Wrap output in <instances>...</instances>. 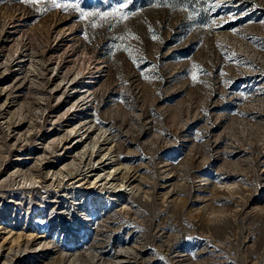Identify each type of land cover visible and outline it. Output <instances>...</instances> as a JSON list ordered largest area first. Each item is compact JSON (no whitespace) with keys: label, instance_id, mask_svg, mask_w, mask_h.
Returning a JSON list of instances; mask_svg holds the SVG:
<instances>
[{"label":"rangeland","instance_id":"obj_1","mask_svg":"<svg viewBox=\"0 0 264 264\" xmlns=\"http://www.w3.org/2000/svg\"><path fill=\"white\" fill-rule=\"evenodd\" d=\"M1 88L0 196L31 217L0 224L44 232L39 260L264 264V0H5Z\"/></svg>","mask_w":264,"mask_h":264},{"label":"bare ground","instance_id":"obj_2","mask_svg":"<svg viewBox=\"0 0 264 264\" xmlns=\"http://www.w3.org/2000/svg\"><path fill=\"white\" fill-rule=\"evenodd\" d=\"M3 91H4L3 88H1L0 89V96L3 94ZM86 91L87 90H85L83 93H81V96H83ZM7 94H9V93H7ZM84 99H85V97H84ZM1 119H3V118H0V120ZM6 122H9V121H2L1 120L0 124H5ZM7 127H8L9 132L12 129L11 132H15L13 135H18V137L20 138L21 134L17 133L18 132L17 127H14V126L10 127L9 124ZM79 131H80L79 128L69 129L67 134H64L61 138H57V140H56V138L51 140V142L48 144V149L51 148L53 150L54 149L53 144H55V142L61 143V141L64 138H67L71 134L77 135L79 133ZM99 139H100V136H98V137L96 136L94 140H90L89 145H91V146L89 149L84 151V153L85 152H87L89 154L93 153L94 149L99 147V141H100ZM79 142H80V140H79ZM100 143H101V141H100ZM89 145H85L84 148L88 147ZM76 146H78V145L75 144V146H72V148H75ZM104 149H106V148H104ZM108 155H109V153H104L102 155V157L106 156V158H107ZM43 160L44 159L40 158V156L36 159L37 162L38 161L42 162ZM74 166L75 165L73 163V160H71L70 162L65 163L61 169H58L54 172L50 171V173H48V174L50 175L51 178L54 177L57 180V182L58 181L62 182L59 178L71 176L70 170H72V168ZM113 169L114 170L112 173V177L114 176L113 174L116 173L115 168H113ZM30 171H32V170H30ZM30 171L23 172L20 169H14V171H12L9 174L8 179L14 180L15 178L26 177V176L31 177L32 180L38 179V177L33 175L32 174L33 172L31 173ZM101 172H103V170H101ZM48 174L46 173L44 175V178H41V182L39 183V185H42V183L45 182V179L48 178L47 176H49ZM102 175H103V179H101L100 181H102V180L107 181L109 176H111V173H109V172L104 173L103 172ZM6 180H5V182H6ZM68 180H70V179H68ZM108 181H110V180H108ZM1 187L2 186L0 184V188ZM14 223L15 222H13L12 224H14ZM5 229H6V231H5ZM1 233H3V235H4L2 237V241L0 243V263H2V264H83L84 263V260L80 256H77L74 254H72L71 256L70 255L65 256V254H63V253L59 254L57 259L52 260L50 262H46V260H39L38 258L40 256H42V255L47 256V253L45 252L46 245H44L42 241H37L38 239L45 238V236L43 235L44 232H42V235L38 234L37 233V227H35V226L25 227V228H23V230L20 233H16V232L14 233L12 231V228L10 229L8 226L3 227V225L0 224V234ZM0 238H1V236H0ZM67 250H68V247L62 249V252L63 251L65 252Z\"/></svg>","mask_w":264,"mask_h":264},{"label":"snow or ice","instance_id":"obj_3","mask_svg":"<svg viewBox=\"0 0 264 264\" xmlns=\"http://www.w3.org/2000/svg\"><path fill=\"white\" fill-rule=\"evenodd\" d=\"M5 0H0V3H4ZM18 2L22 3V4H26V5H38V4H43L46 2V0H18ZM51 2V0H50ZM169 2V0H168ZM203 2L206 4V5H210L211 8H215L217 7V0H203ZM161 6H164V5H161ZM207 8V7H206ZM208 9V8H207ZM124 9L123 7L121 6L119 9H118V12H123ZM118 12H112L110 15H111V19H120V20H123L124 17L121 15V16H118ZM89 19V18H88ZM111 19L110 20H104L105 22H108V23H111ZM235 17H231L229 18L228 17H220L218 14L217 15H214L212 16L211 19L207 20V23L206 24H202L201 27L204 28L205 30H215L217 27H220L221 26V21H228V22H232L234 23L235 22ZM214 21V22H213ZM82 36H84V33L82 32L81 33ZM127 38V34L121 39V40H124ZM133 38V37H132ZM123 51L126 52L130 59H132L133 61V58L135 59V57L132 55V50L129 48V47H125L123 46ZM235 55V54H233ZM194 69H195V66H194ZM200 71H203V70H200ZM206 74V73H205ZM145 79H148L147 77H145ZM191 79L193 81V83H196L198 82V79H199V76H198V73L197 71H193L192 72V75H191ZM125 101H123L122 103H124ZM121 103V102H120ZM97 124H100L102 123L101 121L97 120L96 121Z\"/></svg>","mask_w":264,"mask_h":264},{"label":"built area","instance_id":"obj_4","mask_svg":"<svg viewBox=\"0 0 264 264\" xmlns=\"http://www.w3.org/2000/svg\"><path fill=\"white\" fill-rule=\"evenodd\" d=\"M21 184V185H20ZM12 187V194H15L18 191H26L29 190V187L26 188L22 186V182H15L13 183ZM1 190V188H0ZM6 193H9L6 191ZM9 198L2 200V195L0 196V221L3 223H10L13 222H22L28 221L30 222V210L29 206L26 208L25 211H22L21 208L25 204L24 198H19L18 196H7ZM27 201V200H26Z\"/></svg>","mask_w":264,"mask_h":264}]
</instances>
